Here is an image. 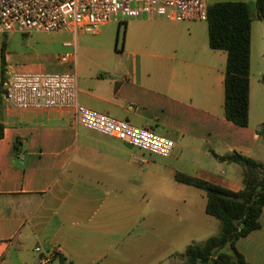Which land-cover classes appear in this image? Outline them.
<instances>
[{"label":"crops","instance_id":"obj_1","mask_svg":"<svg viewBox=\"0 0 264 264\" xmlns=\"http://www.w3.org/2000/svg\"><path fill=\"white\" fill-rule=\"evenodd\" d=\"M112 23L117 22L102 30ZM122 24L118 58L104 45L87 47L88 67L80 74L76 50L79 103L152 129L176 144L173 154L157 163L124 141L76 125L71 113L18 112L0 97V264H37L35 247L57 252L50 264H181L189 245L176 252L173 242L187 244L189 229L197 234L199 225L188 213L178 220L159 216L173 206L205 212L206 202L202 208L189 202L201 190L177 182L175 174L239 192L241 168L212 153L236 152L264 165V136L258 132L264 124V24L256 14H251L247 127L224 118L227 55L209 48L206 22ZM86 33L64 34L76 43ZM15 35H5L6 41ZM63 44L61 54L72 52ZM4 61V72L44 73L12 66L5 53ZM56 64L59 73L72 70ZM1 78L0 59V90ZM259 224L235 245L248 264H264V209Z\"/></svg>","mask_w":264,"mask_h":264},{"label":"built area","instance_id":"obj_2","mask_svg":"<svg viewBox=\"0 0 264 264\" xmlns=\"http://www.w3.org/2000/svg\"><path fill=\"white\" fill-rule=\"evenodd\" d=\"M207 0H0V34L69 33L77 35L110 22L163 19L174 22H206ZM72 49L56 61L69 65L64 73L4 72L0 97L16 111H63L76 125L124 141L144 152L168 158L176 144L149 128H140L84 107L78 99L75 40L63 44ZM74 50V51H73ZM37 264H50L55 250L35 247Z\"/></svg>","mask_w":264,"mask_h":264},{"label":"trees","instance_id":"obj_3","mask_svg":"<svg viewBox=\"0 0 264 264\" xmlns=\"http://www.w3.org/2000/svg\"><path fill=\"white\" fill-rule=\"evenodd\" d=\"M256 17L264 24V0H255ZM209 48L227 55L224 75V118L239 126L249 123V71L251 13L244 2H218L208 6ZM4 50L1 47V82L4 76ZM264 80V77L262 78ZM1 94V90H0ZM259 134L264 136V124ZM3 125L0 123V140ZM213 157L221 163L236 164L242 170L243 189L232 192L215 184L176 173L177 182L206 194L205 214L219 222V232L201 244L189 245L181 264H248L235 245L260 228L264 209V165L236 152Z\"/></svg>","mask_w":264,"mask_h":264},{"label":"rangeland","instance_id":"obj_4","mask_svg":"<svg viewBox=\"0 0 264 264\" xmlns=\"http://www.w3.org/2000/svg\"><path fill=\"white\" fill-rule=\"evenodd\" d=\"M209 3H216L219 1H235V0H208ZM242 1V0H237ZM249 5L250 12L252 16L256 14L255 0H243ZM205 24V23H203ZM205 26V25H203ZM123 30L124 25L121 24L119 31L117 30V23H112V26L105 32L102 30V27L98 28L100 31V35H93L91 29H87V33L85 35H80L76 42V50L80 59L78 63L82 67L83 71L88 67V61L83 59L85 58V49L87 47L95 46L97 44L104 45L110 50V54L114 56V58H118V52L121 50L122 40H123ZM71 37H67L64 33H34L31 35H20L17 34L10 39L9 42L6 41V36L0 34V53L1 47L5 44L7 45L4 53L9 58V63L12 66L19 67L20 70L23 71H42L44 73H57L62 70L59 69L56 64V56L60 55L65 50L62 47L64 42H71ZM72 51L71 49L68 50ZM60 67V66H59ZM40 69V70H39ZM72 71V70H71ZM140 150V149H137ZM144 152V151H143ZM146 156H149L150 159L156 161L157 163L166 162L167 159L163 157H159L150 153H145ZM201 192V196L198 198L189 199V202L192 201L196 203L197 207H201L200 203L206 202L205 193ZM166 196V195H165ZM164 197V196H163ZM157 202H163L159 196L156 199ZM167 202V201H166ZM175 204V203H172ZM178 206H173V210H170L164 216H159L161 219L168 218L171 220H178L179 217L183 216L185 213H188L189 219L191 218L193 222L198 223V233L193 234L191 229H189V234L187 237V244L182 242H173V251L179 252L181 249L185 248V245H190L192 243H203L207 238L216 235L219 229V222L206 215L204 212V208L200 213L198 210L189 209L187 212L179 210L176 208ZM202 208V207H201ZM177 209V210H176ZM192 222V221H191ZM193 226V225H191ZM189 225V228H192ZM184 237H182V240ZM178 263V262H177Z\"/></svg>","mask_w":264,"mask_h":264}]
</instances>
